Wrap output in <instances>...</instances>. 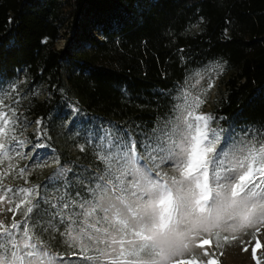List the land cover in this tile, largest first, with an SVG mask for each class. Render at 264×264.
Returning <instances> with one entry per match:
<instances>
[{
	"label": "trees",
	"instance_id": "16d2710c",
	"mask_svg": "<svg viewBox=\"0 0 264 264\" xmlns=\"http://www.w3.org/2000/svg\"><path fill=\"white\" fill-rule=\"evenodd\" d=\"M216 64L225 76L208 112L213 127L231 129L234 140L264 132V0H0L1 107L9 116L16 109L18 139L35 144L39 135L82 175L95 170L79 150L85 123L172 120L187 79ZM56 167L12 172L3 183L43 185ZM47 239L70 252L59 237Z\"/></svg>",
	"mask_w": 264,
	"mask_h": 264
},
{
	"label": "snow or ice",
	"instance_id": "6c2138e0",
	"mask_svg": "<svg viewBox=\"0 0 264 264\" xmlns=\"http://www.w3.org/2000/svg\"><path fill=\"white\" fill-rule=\"evenodd\" d=\"M203 103L185 93L179 114L151 127L88 121L79 148L94 161L87 175L57 161L43 185L12 187L3 183L9 163L0 171V264H218L215 249L249 229L254 264H264V132L230 144L217 118L197 111ZM17 124L15 108L0 110V158L25 157ZM36 141L32 152L46 147ZM46 237L70 252H54Z\"/></svg>",
	"mask_w": 264,
	"mask_h": 264
},
{
	"label": "rangeland",
	"instance_id": "374dc122",
	"mask_svg": "<svg viewBox=\"0 0 264 264\" xmlns=\"http://www.w3.org/2000/svg\"><path fill=\"white\" fill-rule=\"evenodd\" d=\"M65 31V30H64ZM73 36V30L69 29L63 32L56 41V46L58 48H64L71 40ZM81 44H84V40H81ZM222 69V71H221ZM225 76L223 67L220 64L211 65L204 70L197 71L193 73L185 84L184 94L190 93L191 96H200L204 101L201 107L197 110L199 113L208 114L212 106V101L214 100L217 93V86L221 78ZM199 81V83H197ZM209 83H214V86L209 89ZM0 110L7 112L3 107L0 106ZM34 124L29 125V129H33ZM232 130L229 129L225 132L230 137L231 141L239 143L242 140H234L231 136ZM25 146L19 148L18 150L25 153V157L21 159L19 156H13L11 160L8 158H0V171H5L8 169L9 163L15 165L14 173H18L20 168H26V174L31 171L35 173H40L49 167H52L57 162V156L53 150L39 148L36 152H32L31 148L34 143L29 141H24ZM165 171L172 173L170 167H165ZM10 215V214H9ZM253 230L249 229L246 233H238L239 238L232 241L230 244H225L223 248L215 249L216 257L218 258V264H254L251 256V247L255 245L256 240L252 238L251 232ZM256 238L260 240V243L264 245V227H261L260 232L256 234ZM251 241L249 244L248 242ZM247 246L248 251L244 252L243 247ZM221 251L223 255H220ZM56 252V251H54ZM257 255L264 259V248L258 249ZM71 264H78L76 261H72Z\"/></svg>",
	"mask_w": 264,
	"mask_h": 264
}]
</instances>
